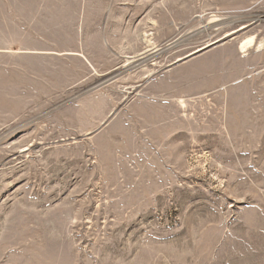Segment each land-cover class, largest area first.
<instances>
[{
  "label": "rangeland",
  "instance_id": "obj_1",
  "mask_svg": "<svg viewBox=\"0 0 264 264\" xmlns=\"http://www.w3.org/2000/svg\"><path fill=\"white\" fill-rule=\"evenodd\" d=\"M252 36L264 0H0V264H264Z\"/></svg>",
  "mask_w": 264,
  "mask_h": 264
},
{
  "label": "bare ground",
  "instance_id": "obj_2",
  "mask_svg": "<svg viewBox=\"0 0 264 264\" xmlns=\"http://www.w3.org/2000/svg\"><path fill=\"white\" fill-rule=\"evenodd\" d=\"M225 19V18H224ZM223 20V18H220V17H214L213 16V20H211L209 23L210 24H216V23H219V22H221ZM232 22V21H231ZM246 27V26H245ZM245 27L243 26V27H239L238 29H236V30H232V31H229V32H227V33H225L223 36H222V38L221 39H218V40H216L215 42H217V41H222L224 38H228V37H231V36H233V35H235V34H237L238 32H240V31H242V30H244L245 29ZM149 42V41H148ZM215 42H213V43H215ZM213 43H210L211 45L213 44ZM210 44H207L206 46H204L203 48H200V49H198V50H196V51H193V53H190V55L191 54H197L198 52H200V51H202L204 48H208L209 46H210ZM263 47H264V45H263V41L261 40V41H257L256 39H255V37H246V38H244L243 40H241L240 42H239V44H238V49H239V52L240 53H244V54H246L251 48H253V49H255V51H260V50H262L263 49ZM153 53V52H152Z\"/></svg>",
  "mask_w": 264,
  "mask_h": 264
},
{
  "label": "water",
  "instance_id": "obj_3",
  "mask_svg": "<svg viewBox=\"0 0 264 264\" xmlns=\"http://www.w3.org/2000/svg\"><path fill=\"white\" fill-rule=\"evenodd\" d=\"M216 44H218V42L214 43L213 45L209 46L208 48H210V47H212V46H214V45H216ZM208 48H204V49H203L202 51H200V52L206 51V50H208Z\"/></svg>",
  "mask_w": 264,
  "mask_h": 264
},
{
  "label": "crops",
  "instance_id": "obj_4",
  "mask_svg": "<svg viewBox=\"0 0 264 264\" xmlns=\"http://www.w3.org/2000/svg\"><path fill=\"white\" fill-rule=\"evenodd\" d=\"M208 24H210V23H208ZM245 28H246V27H245ZM228 38H229V37H228ZM224 39H225V38H224ZM224 39H223V40H224ZM238 52H239V49H238ZM239 53H240V52H239ZM242 54H244V53H242Z\"/></svg>",
  "mask_w": 264,
  "mask_h": 264
}]
</instances>
